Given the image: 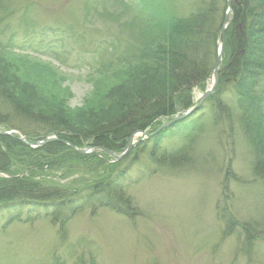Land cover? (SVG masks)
<instances>
[{
  "label": "rangeland",
  "instance_id": "rangeland-1",
  "mask_svg": "<svg viewBox=\"0 0 264 264\" xmlns=\"http://www.w3.org/2000/svg\"><path fill=\"white\" fill-rule=\"evenodd\" d=\"M216 1V55L210 75L190 88V106L113 150L91 144L97 130L183 93L166 68L169 33L160 24L208 0H0V136L16 132L32 155L52 141L91 155L40 152L39 165L23 156L0 172L68 196L61 210H73L53 222L48 202L0 209V264H264V178L252 171L235 106L229 115L232 86L222 111L206 101L226 67L232 14L229 0ZM108 174L98 203L91 189Z\"/></svg>",
  "mask_w": 264,
  "mask_h": 264
},
{
  "label": "trees",
  "instance_id": "trees-1",
  "mask_svg": "<svg viewBox=\"0 0 264 264\" xmlns=\"http://www.w3.org/2000/svg\"><path fill=\"white\" fill-rule=\"evenodd\" d=\"M218 2L208 0L205 6L202 5L204 6L203 9L201 6L188 17L181 19V22L173 18L160 24L162 26L159 28V32L167 31L169 33L167 34L169 46L162 47L163 52L167 53L165 58L166 68L175 82L184 87L183 93L173 100L170 99V101L163 99L154 102L147 113L146 108L141 109L140 113L134 116L129 111L124 113L116 122L110 123L108 128L103 131L97 130L91 144L119 150L120 144L118 141L124 140L132 131L143 129L153 119L173 115L179 108L190 106V88L210 75V69L215 59L216 40L219 37L223 19L222 7L218 8ZM231 3V20L225 30L226 67L222 70V76L219 78L221 80L217 86V93H213L206 101L211 100L215 103L217 113L222 111L225 104L221 100V94L227 85L232 86L233 91L229 97L234 102L229 101V115L232 111V105L235 106L238 110L240 128L253 152L252 171L255 175L264 178V0H232ZM175 103H177L176 108ZM215 116L213 115V120L217 122L218 116ZM187 121L184 120L182 123H188ZM189 122L190 129H187H189L188 133L190 134L197 127L193 125L194 121ZM183 126L185 127V125ZM171 128L172 125L170 128L160 130L152 138L163 137L165 131H170ZM59 138L67 139L75 146L80 145L79 141L70 138V135L59 136ZM66 148L67 155H72L77 161L91 158V155L82 156L72 151L70 147H65L60 141L50 142L39 148L38 151H33L32 155V153H28L32 150L26 145L8 136L1 135L0 170L7 171L12 160H20L19 164L23 163L25 161L23 156L28 159V157H33L40 152L48 154ZM154 149L155 147L152 146V150ZM183 152L185 156L186 151ZM11 174V179H0V209H5L9 205H43L48 202L53 222L61 220L60 214L65 215L67 213V220L73 215V210H68L72 205V203H69L68 196H63L57 191L45 193L37 183L26 178L16 177L14 172H11ZM113 174H115L114 170ZM111 177V174L104 175L101 181L92 187L90 193L93 194L97 191L98 196H100L95 199L96 202H103L101 195L106 189L105 186L110 185L108 183L113 181L114 178ZM100 185L102 188H100ZM110 188V193H113L112 185ZM116 191L121 190L116 187ZM63 200L65 203L67 200L69 206H67V211L69 213H64L61 210L64 206ZM243 229L248 235L246 225H243Z\"/></svg>",
  "mask_w": 264,
  "mask_h": 264
},
{
  "label": "bare ground",
  "instance_id": "bare-ground-1",
  "mask_svg": "<svg viewBox=\"0 0 264 264\" xmlns=\"http://www.w3.org/2000/svg\"><path fill=\"white\" fill-rule=\"evenodd\" d=\"M157 130H158V129H157ZM153 134H154V132H153ZM18 136H19V135L16 134V132H15V133L13 132V133L10 134V137H12L13 139H15V140H17V141H20V140H19L20 138H18ZM52 142H53V141H52ZM21 143L23 144L24 141H22ZM118 143L121 144V140H119ZM24 145H26V144L24 143ZM41 145H42V144H41ZM28 153H30V152H28ZM30 160H31V163H32V164L39 165V164L36 162V161H37V158H36L35 156L31 157ZM0 172H2V171L0 170ZM5 172H6V171H5ZM2 179H3V178H2Z\"/></svg>",
  "mask_w": 264,
  "mask_h": 264
},
{
  "label": "water",
  "instance_id": "water-1",
  "mask_svg": "<svg viewBox=\"0 0 264 264\" xmlns=\"http://www.w3.org/2000/svg\"><path fill=\"white\" fill-rule=\"evenodd\" d=\"M231 2H232V0H229V13H230ZM221 32H222V30H221Z\"/></svg>",
  "mask_w": 264,
  "mask_h": 264
}]
</instances>
